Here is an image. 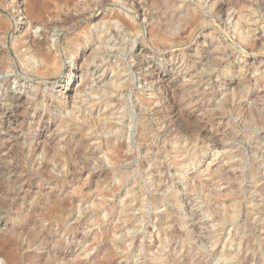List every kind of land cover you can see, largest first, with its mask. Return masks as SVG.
Instances as JSON below:
<instances>
[{
    "label": "rangeland",
    "instance_id": "rangeland-1",
    "mask_svg": "<svg viewBox=\"0 0 264 264\" xmlns=\"http://www.w3.org/2000/svg\"><path fill=\"white\" fill-rule=\"evenodd\" d=\"M38 1L0 0V186L18 201L0 205V230L33 212L53 231L38 235L47 259L32 246L17 264H264V0ZM36 3L74 20L31 27ZM41 31L45 57L26 67L14 46Z\"/></svg>",
    "mask_w": 264,
    "mask_h": 264
},
{
    "label": "bare ground",
    "instance_id": "bare-ground-1",
    "mask_svg": "<svg viewBox=\"0 0 264 264\" xmlns=\"http://www.w3.org/2000/svg\"><path fill=\"white\" fill-rule=\"evenodd\" d=\"M60 1V0H59ZM62 1V0H61ZM107 1V0H106ZM227 1V0H226ZM236 1V0H234ZM249 1V0H248ZM251 1V0H250ZM257 1V0H256ZM256 1H255V4H256ZM261 1V0H260ZM37 2H40L37 0ZM72 2V1H71ZM112 2H115V1H112ZM117 2V1H116ZM262 2V1H261ZM43 3V2H42ZM89 3V2H88ZM92 3H94V5H98L99 6V3H100V0H93ZM225 4V3H224ZM253 4V5H255ZM258 4V3H257ZM92 5V4H91ZM222 4H219L218 8L221 7ZM260 6V5H259ZM97 7V6H96ZM95 7V8H96ZM91 8V7H90ZM217 8V9H218ZM88 9V8H87ZM220 10V9H219ZM70 11V10H69ZM75 11V9H74ZM73 11V13H74ZM264 11V10H263ZM80 12V11H79ZM90 12V11H88ZM87 13V12H86ZM66 14V13H65ZM62 16L59 20H52V21H48V19H46V15H49L51 16L52 18H54L55 16H57V13H54V12H50L47 8H45V6H43L42 4L40 3H36L32 6V8L30 9V12L27 13V22L28 24L31 26V27H36V26H41L42 28H54V27H59V26H65V25H69V23L74 20L72 17L70 16H67L65 15ZM71 14V13H70ZM81 14V13H80ZM250 14V13H249ZM72 15H75V14H72ZM82 15V14H81ZM84 15V14H83ZM89 15V14H87ZM26 16V14H25ZM79 16V15H78ZM81 17V16H79ZM84 16H82L83 18ZM87 17V16H86ZM117 17V16H116ZM249 17V16H248ZM50 18V17H49ZM78 18V17H77ZM119 18V17H118ZM98 17L95 16V15H91L90 14V17L85 20V21H88L90 22L91 20H97ZM251 19V18H250ZM26 20V19H25ZM117 22L123 24L124 26H127V22L124 21V20H120V19H117ZM76 22V21H75ZM73 22V25L74 23ZM243 22V21H242ZM247 23H245V26L247 28V30L251 31V30H255V28L253 29V23L247 19L246 21ZM72 24V23H71ZM70 24V25H71ZM86 24V23H85ZM10 26V25H9ZM264 28V27H263ZM9 29V28H8ZM60 29V28H58ZM67 29V28H66ZM126 29V28H125ZM46 30V29H45ZM7 31V29H6ZM53 31V30H51ZM69 31V30H67ZM186 32V30H185ZM184 32V33H185ZM6 33V32H5ZM51 33V32H50ZM259 34V33H258ZM40 35L42 36V38L39 40L37 38H34V37H30L27 41H24L22 40L21 38L18 37V40L20 41L18 45L14 46V50L15 51H19V49L21 47H24V50L23 51H20V57L22 59V62L26 65V67H35L34 65L35 64H38L40 62H42L44 59V54L42 52V49H41V46L45 45V44H49V34H47L46 32L44 31H41L40 32ZM53 37V36H52ZM91 38V36H90ZM59 39V38H58ZM87 39V38H86ZM103 39V38H102ZM168 39V38H167ZM166 39V40H167ZM171 39V38H170ZM57 40V38H56ZM55 40V41H56ZM84 39L82 38H79L77 40H75L74 42L70 43V44H67L66 45V48L69 50V54L70 56L73 53V48L74 46L77 44V42H83ZM254 40V39H253ZM252 40V41H253ZM52 41V39H51ZM107 41V40H106ZM60 42V41H59ZM4 43V42H3ZM57 43V41H56ZM100 43V46H99V49L102 46V41L99 42ZM98 43V45H99ZM103 43H104V40H103ZM14 44V43H13ZM58 44V43H57ZM65 45V44H64ZM176 45V44H175ZM257 45V44H256ZM56 46V45H55ZM61 46V45H60ZM244 47V50H252L253 47H255V44H245L243 45ZM63 48V47H62ZM61 48V49H62ZM144 48V47H143ZM55 49V48H54ZM60 50V49H59ZM67 50V51H68ZM94 50H98V47H94ZM139 51V50H138ZM143 51V50H142ZM1 52V51H0ZM55 52V51H54ZM52 53L51 55V59L49 61V64L48 65H52L51 67V70L52 71H55V72H58L59 71V67L61 66L60 62H59V59H58V55L56 56L55 53ZM76 52V51H75ZM61 53V52H60ZM64 54V53H63ZM63 56V55H62ZM68 56V57H70ZM74 56V55H73ZM65 57V56H64ZM159 69V68H157ZM156 68H153L150 70V74H149V80L151 81V85L153 84V86H150V87H154L155 89V95L158 94V89L161 88V86L159 85V81H160V78L161 76L159 75L158 71H157ZM39 70L37 69L36 70V73H38ZM70 71H68L69 73ZM39 74V73H38ZM56 75V74H55ZM188 75V74H187ZM190 75V74H189ZM148 76V75H147ZM191 76V75H190ZM37 77V76H36ZM47 77V76H46ZM50 77V76H49ZM97 78V77H96ZM119 78V77H118ZM196 78V77H195ZM41 79H43L41 77ZM40 80V79H39ZM98 82H100V80H98ZM163 82V80H162ZM97 83V82H96ZM167 84V83H166ZM169 84V83H168ZM92 85V84H91ZM99 86V85H98ZM104 86V85H103ZM100 87V86H99ZM163 87V86H162ZM166 87V86H165ZM168 87V86H167ZM98 88V87H97ZM103 88V87H102ZM164 88V87H163ZM170 88V87H169ZM100 89V88H99ZM168 90V89H167ZM39 91V90H38ZM102 92V91H101ZM153 92V90H152ZM161 92V91H160ZM38 93V92H37ZM103 93V92H102ZM160 94V93H159ZM18 95V94H17ZM20 95V94H19ZM43 95V94H42ZM163 95V93H162ZM15 97V96H14ZM18 97V96H17ZM107 97V96H106ZM173 97V96H172ZM22 98V97H21ZM25 98V97H24ZM169 99V98H168ZM162 100V99H161ZM166 100V99H165ZM175 100V99H174ZM8 101V100H7ZM10 102V101H9ZM16 102V101H15ZM20 102V101H19ZM30 102V101H29ZM122 102V101H121ZM120 102V103H121ZM162 103V102H161ZM164 103V101H163ZM168 103V102H167ZM173 103V102H172ZM10 104V103H9ZM8 104V105H9ZM31 104V103H30ZM23 105V104H22ZM169 106H172L169 104H167ZM31 106V105H30ZM174 106V105H173ZM27 107V106H26ZM45 107V106H44ZM175 107V106H174ZM23 108V107H22ZM140 109V107H138ZM168 108V107H167ZM178 108V107H177ZM14 109V108H13ZM17 109V108H16ZM84 109V108H83ZM173 109V108H172ZM176 109V108H175ZM30 110V109H29ZM42 110V109H40ZM137 110V109H136ZM147 108L145 106H143L140 111H141V118L143 119H140L139 120V123L137 125V132H138V137H139V141H142L144 142L148 147H149V144H151V142H153V138H149L150 139V142L147 141L148 139V134L149 132L152 131V129L149 127V117H148V112H147ZM23 111V110H22ZM28 111V110H27ZM33 111V110H32ZM160 111V110H159ZM169 111V110H167ZM25 112V111H24ZM161 112V111H160ZM17 113V112H16ZM26 113V112H25ZM90 113V112H89ZM156 113H158V108L157 107H154L152 108V116L156 115ZM172 114V110L170 112ZM169 113V114H170ZM9 114V113H8ZM21 114V113H20ZM161 114V113H160ZM175 114V113H174ZM173 114V115H174ZM186 114V113H185ZM14 115V113H13ZM17 115V114H16ZM57 115V114H56ZM23 116V115H22ZM69 116V115H68ZM105 116V115H104ZM107 116V115H106ZM1 117V116H0ZM17 117V116H16ZM174 117V116H173ZM176 117V116H175ZM166 119V118H165ZM157 120V119H156ZM167 120V119H166ZM13 121V120H12ZM67 121V120H66ZM92 121V120H91ZM6 122V121H5ZM21 122V121H20ZM37 122V121H36ZM176 122V121H175ZM167 123V122H166ZM10 124H12L10 122ZM42 124V123H41ZM117 124V123H116ZM137 124V123H136ZM156 124V123H155ZM158 124V123H157ZM54 125V124H53ZM62 125V124H61ZM95 125V124H94ZM7 126V125H6ZM18 126V125H17ZM48 126V125H47ZM105 126V125H104ZM202 126V125H201ZM4 127V126H3ZM12 127V126H11ZM10 127V129H11ZM15 127V126H14ZM21 127V126H20ZM99 127V126H98ZM117 127V126H116ZM182 127V126H181ZM72 128V127H71ZM194 128V127H193ZM192 128V129H193ZM3 129V128H2ZM64 129V128H63ZM191 129V128H190ZM15 130V129H14ZM13 130V131H14ZM17 130V129H16ZM26 130V128L24 129ZM49 130V129H48ZM93 130V129H92ZM117 130L116 131V134H123L124 136H126L127 134V127L123 124H121L120 127H117ZM190 131V130H188ZM193 131V130H192ZM73 132V131H72ZM21 133V131H20ZM26 133V132H25ZM61 133V132H60ZM29 134V133H28ZM152 134V133H151ZM41 135V134H40ZM61 135V134H60ZM106 135V134H105ZM113 135V134H112ZM65 136V135H64ZM76 136V135H75ZM99 136V134L97 135ZM7 137V136H6ZM38 137V136H37ZM45 137V136H44ZM135 137V136H134ZM21 138V137H20ZM23 138V136H22ZM25 138V137H24ZM67 138V137H66ZM69 138V137H68ZM95 138V137H94ZM104 138V137H103ZM36 139V138H35ZM73 139V138H72ZM128 139V137H127ZM215 139V138H214ZM17 140V139H16ZM20 140V139H19ZM38 140V139H37ZM65 140V139H64ZM105 140V139H103ZM219 140V139H218ZM80 141V140H79ZM159 141H160V138H159ZM4 142V141H3ZM46 142V141H45ZM104 142V141H103ZM109 142V141H108ZM3 144V143H2ZM35 144V143H34ZM33 146V145H32ZM31 145L29 146V151H34L33 148ZM120 146H124V144H120ZM139 146V145H138ZM45 147H48L45 145ZM120 147H118L119 149ZM39 148L37 147V150ZM117 149V148H116ZM122 149V148H121ZM121 149H119L121 151ZM2 151V150H1ZM51 150H48V152H50ZM119 151V152H120ZM141 151V150H140ZM81 152V151H79ZM117 152V153H119ZM154 152V151H153ZM63 152H61L62 154ZM95 153V152H94ZM115 152V155L117 154ZM146 153V152H145ZM149 153V152H148ZM77 154V153H76ZM79 154V153H78ZM143 154V153H142ZM70 155V154H69ZM124 157L125 155L122 154ZM149 155V154H148ZM90 155H88L89 157ZM93 156V155H92ZM102 156V155H101ZM153 156V154H152ZM72 157L73 154H72ZM82 157V156H81ZM75 158V157H74ZM76 159V158H75ZM94 159V158H93ZM99 159V158H98ZM119 159V158H118ZM126 159V158H124ZM147 159V158H146ZM151 159V158H150ZM106 160V159H105ZM117 159H115L116 161ZM120 160V159H119ZM149 160V158H148ZM153 160V159H152ZM155 160V159H154ZM103 161V160H101ZM48 162V161H47ZM114 162V161H113ZM146 162V161H145ZM152 162V161H151ZM210 162V161H209ZM87 163V162H85ZM125 163V162H124ZM154 163V162H153ZM206 163V162H205ZM45 165H47V163H44ZM89 164V163H88ZM100 164V163H99ZM121 164V163H120ZM146 164V163H145ZM150 164V163H149ZM104 165V164H103ZM147 165V164H146ZM3 166V165H2ZM100 166V165H99ZM111 166V165H110ZM150 166V165H149ZM205 166V165H204ZM203 166V167H204ZM7 167V166H6ZM20 167V166H19ZM84 167V166H83ZM89 167V165H88ZM207 167V166H206ZM205 167V168H206ZM11 168V167H10ZM85 168V167H84ZM202 169V168H201ZM132 171V170H131ZM144 171V170H143ZM13 172V171H12ZM76 172V171H75ZM30 173V172H29ZM50 173V172H49ZM152 173V172H151ZM203 173V171H202ZM44 174V173H42ZM130 174V173H129ZM149 174V173H148ZM14 175V174H13ZM23 175V174H22ZM39 176V175H38ZM65 176V174H64ZM187 176V175H186ZM61 177V176H60ZM117 178V177H116ZM127 179V178H125ZM50 180V179H49ZM54 180V179H53ZM141 182V181H140ZM124 183V182H123ZM122 183V184H123ZM143 183V182H142ZM164 184V183H163ZM146 186V185H145ZM160 186V184H159ZM172 186V185H171ZM23 187V186H21ZM120 187V186H119ZM152 187V186H151ZM6 188V187H5ZM29 189V188H28ZM0 191H3V197H1L0 199V205H2V207H6V205L9 204L10 205H16L17 204V200H14L13 198H11V193H9L8 191L5 192V189L2 188V186H0ZM116 191V190H115ZM155 193V192H154ZM163 193V192H162ZM165 193V192H164ZM160 194V193H159ZM14 195V194H13ZM21 195V194H20ZM26 195V194H25ZM48 195V194H47ZM157 197V195H156ZM162 197V196H160ZM166 197V196H165ZM71 200V199H70ZM160 200V199H159ZM95 201V200H94ZM24 202V201H23ZM261 202V201H260ZM20 203V202H19ZM42 204V203H41ZM40 206V205H39ZM19 208V207H18ZM129 208V207H128ZM125 209V208H124ZM173 210V209H172ZM43 211V210H42ZM62 211V210H61ZM35 212V211H34ZM71 214V212H70ZM176 214V213H175ZM45 215V214H44ZM167 215V214H166ZM190 215V214H189ZM148 216V215H147ZM162 216V215H161ZM164 216V215H163ZM138 217V216H137ZM96 218V217H95ZM147 218V217H146ZM169 218V217H168ZM19 219L23 220V221H26V224H24L23 226L19 227V228H13V227H10L9 225V228H5V229H2L0 230V262L1 264H17L16 261H18L19 257H18V254L16 253V250H26V252L23 254V258L26 259V260H29L31 259L32 257H37L38 255H36L34 252L32 251H29L28 249L32 246H36L37 248H41V249H44L45 252L43 255H39L40 257V261H42L43 259H47L48 258V255L51 251H48L45 246V240H47L48 238H51V237H47V234L48 233H53V231L51 230L50 227L46 226V227H36L35 229H33V227H35V220H34V215H33V212H29L28 214H25V213H22L19 215ZM81 219V218H80ZM134 220V219H133ZM160 220V219H159ZM78 221V220H77ZM151 222V221H150ZM78 223V222H77ZM56 224V223H55ZM178 224V223H177ZM38 225V224H37ZM176 225V224H175ZM261 226V225H260ZM170 227V226H169ZM122 228V227H121ZM75 229V228H74ZM159 229V228H157ZM177 230V229H176ZM188 230V228H187ZM164 231V230H163ZM159 234V233H158ZM41 236L42 238H45V240L42 242L39 238V236ZM161 235V234H160ZM172 236V235H171ZM55 238V236H54ZM53 238V239H54ZM243 238V237H242ZM170 239V238H169ZM174 238H172V241H173ZM135 241V240H134ZM156 241V240H155ZM186 242V241H185ZM188 243V242H187ZM49 244V243H48ZM184 244V243H183ZM54 249V248H53ZM29 251V252H28ZM48 253V254H47ZM20 254V253H19ZM61 256V255H60ZM184 258V257H183ZM21 259V258H20ZM47 261V260H46ZM75 264V263H74Z\"/></svg>",
    "mask_w": 264,
    "mask_h": 264
}]
</instances>
